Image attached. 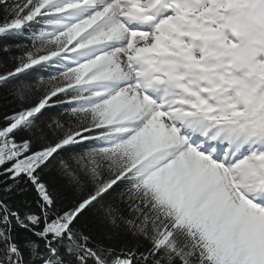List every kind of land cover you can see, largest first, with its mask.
<instances>
[{"label": "snow or ice", "instance_id": "obj_1", "mask_svg": "<svg viewBox=\"0 0 264 264\" xmlns=\"http://www.w3.org/2000/svg\"><path fill=\"white\" fill-rule=\"evenodd\" d=\"M0 264H264V0H0Z\"/></svg>", "mask_w": 264, "mask_h": 264}, {"label": "trees", "instance_id": "obj_2", "mask_svg": "<svg viewBox=\"0 0 264 264\" xmlns=\"http://www.w3.org/2000/svg\"><path fill=\"white\" fill-rule=\"evenodd\" d=\"M12 107L11 99L9 98L7 101L0 100V108H4L8 110Z\"/></svg>", "mask_w": 264, "mask_h": 264}]
</instances>
